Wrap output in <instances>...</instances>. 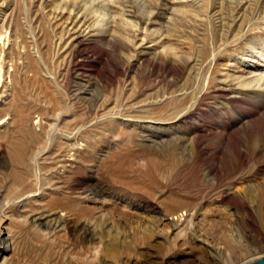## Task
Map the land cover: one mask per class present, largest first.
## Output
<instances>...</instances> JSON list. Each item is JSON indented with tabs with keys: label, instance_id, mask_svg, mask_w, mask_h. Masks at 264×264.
Segmentation results:
<instances>
[{
	"label": "rangeland",
	"instance_id": "374dc122",
	"mask_svg": "<svg viewBox=\"0 0 264 264\" xmlns=\"http://www.w3.org/2000/svg\"><path fill=\"white\" fill-rule=\"evenodd\" d=\"M32 1L8 0L0 12V26L9 23L8 36L11 41L17 40L21 48V58L17 60L22 74L18 85L20 93L26 101L37 102L46 110L50 119H44L43 122L52 124L54 129L62 128L63 141L65 135L75 137L77 132L88 128L86 134L94 139V149L88 151L87 148L81 157L86 161V166L79 167L77 163V167L71 169L73 175H66L67 179H63V186L70 187L75 194L51 192L44 180L34 185L33 195L27 199L25 209L44 212L48 217L59 215L63 218L66 214L67 219L63 230L49 238L37 235L25 225H19L13 236V263L214 264L213 256L216 253L213 250H218L222 254V258L219 256L221 260L239 264L255 253L262 242L252 238L244 212L228 199L221 201L220 196L222 191L228 189V192H232L231 195L246 197L249 188L256 182L249 177H217V173L207 172L208 167H217V137L214 130L207 132L204 143L198 150L189 139V131L200 120L206 130L211 128L210 123L216 119L217 112L210 109H216L215 103L207 107L208 104L202 101L196 110L201 109L199 112H203L202 115L188 117L176 126L170 123V119L168 123L161 124L167 131L175 132L182 138L178 144L169 141L158 143V139L153 137L141 140L137 135L138 131L149 133L148 128L112 127L109 123H101L99 118L104 111L114 113L117 108L122 107L117 105L130 101H143L147 97L156 101L163 100L175 93V90L187 87L198 91L201 83H206L208 75L217 78L229 67L241 65L239 69L248 71L250 61L254 60L251 58L253 53L264 49V0H216L215 6H234L238 2H247L244 10L239 11L238 17L244 13V31L251 29V35L242 40L249 51L245 55V61L228 67L224 65L225 56L232 54L234 48L228 49L223 56L214 55L226 44L229 46L238 42V24L242 18L233 27V15L228 13V24H232L229 26L231 33L224 35L228 39L223 44L221 31L217 32L216 39L213 40L212 37L216 32L214 29L226 28L221 27L226 20L220 19L219 22L216 19L215 25H221L214 28L213 22L208 19L213 10H216H210L209 7H213L210 0H190L188 3H192L194 7L205 4L208 6L209 11H204L207 14L201 17L205 31L199 30L201 35H197V20L193 23L184 21L172 32L175 33V39L183 42L181 47L174 45L176 49L173 53L196 60L188 62L172 84L166 82V79L171 78L169 75L160 70L150 72L149 67L139 62L135 55L128 59L126 56L134 52L130 48L122 52L121 62L118 63L116 54L110 50L103 52L105 48L101 51L103 47L93 46L94 44L76 47L72 62L67 66L63 52L65 45L62 44L67 35L63 36V26L58 24L60 21L55 23L46 13L57 2L34 0L32 4ZM88 1L90 9L102 6L99 9L110 14L115 10L111 4L105 5L103 0ZM133 1L140 6V11L147 10L150 6L148 0ZM41 3L47 6L43 11L40 9ZM128 3L125 4L129 5ZM166 6L165 13L156 24L148 25L152 30L159 29L158 34L170 31L173 27L172 6ZM17 7L21 8L20 12ZM168 7L171 9H167ZM124 9L128 10L129 7ZM203 37L206 42L209 39L206 53L200 47V38ZM250 41L253 42L249 43ZM157 45L153 42L145 43L135 53L143 50L158 54L162 48ZM72 63L77 65L73 67ZM209 63L211 68L205 75V68ZM79 89L86 92L79 94ZM222 101L216 98L214 102L217 104ZM105 102L108 105L102 111L106 106H102ZM151 116L168 119L162 111ZM171 151L175 154H171ZM50 154V151L44 152L43 161L49 162ZM171 155H176L175 160ZM225 162L228 165L236 163L231 158ZM85 177L90 178L85 181ZM256 178L261 179L259 175ZM240 180L241 183H232ZM90 186L100 187L104 192L88 195L90 198L86 201L78 199L83 188ZM245 200L249 207L256 206L260 201L258 197L253 200L249 196ZM178 201V209L173 210L172 203ZM262 201L264 208V199ZM183 212L195 213L189 222H184L183 231L179 233L173 226V222H176L173 217ZM82 227L86 230L81 229ZM2 238L3 242L9 244L7 235ZM1 252L2 250L0 264L3 263Z\"/></svg>",
	"mask_w": 264,
	"mask_h": 264
},
{
	"label": "bare ground",
	"instance_id": "6f19581e",
	"mask_svg": "<svg viewBox=\"0 0 264 264\" xmlns=\"http://www.w3.org/2000/svg\"><path fill=\"white\" fill-rule=\"evenodd\" d=\"M0 1L1 12L3 4L7 5L8 0ZM55 1L57 3L46 13L50 20H55V23L60 21L58 24L63 26V36L67 35L62 42L65 45L63 52L67 66L72 62L76 47L91 44L103 47L101 51L105 48L106 50H103L105 53L108 50L113 51L117 56L118 63L121 62L120 55L122 52L130 48L134 52L126 56L128 59L135 55L139 62L149 67L150 72L160 70L167 76L169 75L171 78L166 79V82L170 84L185 69L188 62H196L194 59L190 60L188 57L173 53L176 49L174 45L180 46L183 45V42L175 39V33L172 34V32H175L184 21L186 23L192 21L193 23L198 20L195 32L197 35H201L199 30L205 31L202 28L204 22L201 17L207 14L204 12L208 10L207 4L194 7L192 3H188L190 0H148L149 8L140 11V6L133 0H103L106 2L105 5L111 4L115 8L113 13L110 14L100 10L102 6L90 9L89 5L87 6L88 0ZM33 2L34 0L31 3L33 4ZM126 2H129V5H126ZM210 2L213 5V7H209L210 10L216 9L208 18L209 21L213 22V27L216 28L221 25H215L216 19H219V22L220 19L226 20L221 25V27H226L225 29L213 28L216 32L211 33L214 40L217 37V32L221 31L220 34L222 40H224L222 43L224 44L228 39L224 38V35L231 33L229 32V26L232 24H228V13L233 15L232 23H234L232 26L235 27L244 14L238 17L239 11L244 10L247 2H238L234 6H215L216 0H210ZM167 4L172 6L173 23L171 24L173 27L170 31L167 30L158 34L159 29L152 30L148 25L156 24L160 16L165 13ZM126 6L129 7L128 10L124 9ZM46 7V4L41 3L40 9L42 11ZM17 9L19 12L21 11L20 7H17ZM167 9L171 8L168 7ZM243 20L242 18L238 24L240 33L237 38L238 42L235 41L236 44L229 46L226 44L214 55V57L216 55L217 57L223 56L227 54L228 49L234 48L231 51L233 53L226 55V59L224 58L226 60L225 67L234 66L245 61V55L249 51L242 40L244 41L251 35V29L247 28L244 31L246 21ZM8 29L9 23L0 26V250H2V264H14L12 261L15 254L13 236L19 225H25L30 231H35L37 235L48 238L63 230V224L67 219L66 214L63 218L59 215L48 217L44 212L38 213L32 208L25 209L27 199L33 195L32 188L40 180L45 181L46 187L51 192H57L61 195L75 194L73 189L63 186V183H65L63 179H67L66 175H73L71 169L77 167V163L79 167L86 166V161L82 160L81 157L85 154L87 148L88 151L94 149V139L86 134L89 131L88 128L79 132L76 131L78 134H75V137L70 136L69 138L65 135L63 141L62 128L54 129L52 124L43 122L44 119H50L46 110L37 102L26 101L24 96L21 95L18 85L22 74L19 70L20 66L17 64V60L21 58V48L16 42L17 40L15 42L11 41L7 33ZM155 33L158 35L154 37ZM208 40L206 42L204 37L200 38L202 44L199 46L203 53H206L209 47ZM151 42L154 45L158 44L157 46L162 48L161 52L156 54L140 50L135 53L137 48ZM251 42L253 41L249 43ZM251 58L254 60L250 61L248 71L239 69L240 65L227 68L226 72L221 73L217 78L208 75L206 83L204 85L201 83L202 86L198 91L187 87L179 91L178 89L175 90V93L173 92L163 100L156 101L151 97H147L143 101H130V103L117 105L122 107L121 109L117 108L118 110L116 109L114 113L104 111L99 118L101 123H109L112 127L148 128L147 132L149 133L138 131L137 135L141 140L153 137L158 139V143L169 141L178 144L182 138L175 132L167 131L161 124L168 123L170 119V123L176 126L188 117L196 116V114L202 115L203 112H199L201 109L196 111L202 101H204V104H208L207 107H211L215 103L216 109H210V111L217 112L216 119L210 123L211 128L206 130L200 120L195 124L194 129L189 131V139L194 144L195 149L198 150L204 143L207 134L214 130L213 132L217 137V167L210 166L207 168V172L209 174L217 173V177L228 175H237L240 178L249 177L256 182L255 185L251 186L252 188H249V193L246 196L253 198V200L254 198L257 200L258 197L260 201L257 202L256 206L249 207L245 200L246 197L238 194L231 195L232 192H228V189L222 191L220 196L221 201L228 199L244 212L252 238L259 239L262 242V246L255 253L239 264H251L264 258V208L262 206V200L264 199V49L261 52H254ZM260 62L263 65H260ZM75 64L72 63V66L74 67ZM210 66L211 63L205 68V75L209 72ZM85 92V90L80 89L78 91L79 94ZM216 98L223 101L216 104L214 102ZM104 105L106 106L102 111L106 109L108 104L105 102L102 106ZM161 111L168 116V119L151 116L153 113ZM206 116L208 117V115ZM127 131H130V129ZM69 134L67 135L69 136ZM46 151L51 153L47 163L43 161L42 157ZM171 154H175V152L171 151ZM171 156L175 160L176 155ZM228 158L234 159L236 163L228 165L225 162ZM258 175L261 178L260 180L256 178ZM89 178L85 177L84 180L87 181ZM232 183H241V180ZM95 192L103 193L104 190L94 186L84 187L77 197L86 201L90 198L88 195H96ZM179 204V201L174 202L171 208L177 210ZM194 213L187 214L183 212L173 217L176 218L173 226L179 233L183 231L184 222H189ZM84 227L81 229L85 231L86 228ZM3 235L8 236L9 244L2 241L4 239L2 238ZM213 251L216 253L213 256L215 257L214 264H231V260H221L219 258V256L222 258L221 252L218 250Z\"/></svg>",
	"mask_w": 264,
	"mask_h": 264
},
{
	"label": "water",
	"instance_id": "95a60500",
	"mask_svg": "<svg viewBox=\"0 0 264 264\" xmlns=\"http://www.w3.org/2000/svg\"><path fill=\"white\" fill-rule=\"evenodd\" d=\"M251 264H264V258H262V259H260V260H258L256 262H253Z\"/></svg>",
	"mask_w": 264,
	"mask_h": 264
}]
</instances>
